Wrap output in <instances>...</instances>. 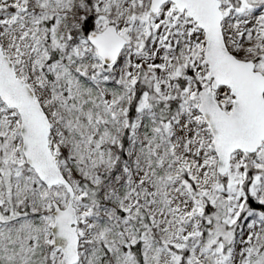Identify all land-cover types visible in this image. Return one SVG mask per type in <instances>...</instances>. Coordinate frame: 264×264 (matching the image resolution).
I'll return each instance as SVG.
<instances>
[{"label":"snow or ice","instance_id":"obj_1","mask_svg":"<svg viewBox=\"0 0 264 264\" xmlns=\"http://www.w3.org/2000/svg\"><path fill=\"white\" fill-rule=\"evenodd\" d=\"M0 264H264V0H0Z\"/></svg>","mask_w":264,"mask_h":264}]
</instances>
